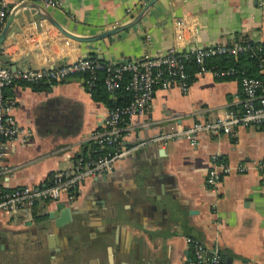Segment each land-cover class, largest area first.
<instances>
[{
	"label": "crops",
	"instance_id": "obj_1",
	"mask_svg": "<svg viewBox=\"0 0 264 264\" xmlns=\"http://www.w3.org/2000/svg\"><path fill=\"white\" fill-rule=\"evenodd\" d=\"M7 1L19 7L0 55L14 68L85 56L117 62L189 43L264 41V0H155L138 21L93 40L67 36L33 6ZM32 1L68 31L89 36L132 21L149 0ZM181 19L190 25L177 43ZM5 95L16 122L31 135L4 144V187L44 185L53 172L95 155L88 134L101 127L108 102L87 91L81 74L17 80ZM241 99L237 77L211 73L195 75L187 91L177 83L157 87L150 105L129 119L123 138L128 154L112 171L89 177L74 201L39 200L30 217L25 209L0 210V264H181L192 256L191 236L218 253L221 264H264V171L258 166L264 160V123L198 133L195 143L178 132L195 120L240 110ZM170 131L175 137L154 140ZM213 155L231 167L215 188L207 182ZM53 210L58 214L50 216ZM64 210L68 218L61 220Z\"/></svg>",
	"mask_w": 264,
	"mask_h": 264
},
{
	"label": "built area",
	"instance_id": "obj_2",
	"mask_svg": "<svg viewBox=\"0 0 264 264\" xmlns=\"http://www.w3.org/2000/svg\"><path fill=\"white\" fill-rule=\"evenodd\" d=\"M22 1L24 0H20ZM43 2L49 5L56 3V0H43ZM15 6H10L7 0H0V30ZM189 25L190 23L184 19L176 23L177 43L184 36L183 30ZM190 44L186 48L174 46L165 53L144 58L115 62L85 56L62 63L55 61L35 68L13 69L0 55V171L4 167L3 158L7 154L4 144L18 138L25 142L31 135L29 129L16 122L11 113L13 102L5 95V88L15 81H60L69 74L87 72L89 76L85 80V85L90 93V88L97 78V70L104 69V85L108 91L112 92L119 85L123 73L128 71L130 78L127 87L133 92L127 104L108 107L101 127L91 130L88 134V140L97 144L99 150L104 148L112 150L98 152L87 159L77 158L71 168L53 172L49 182L44 185H23L5 189L0 184V210L12 212L25 209L30 217L33 206L39 200H56L64 196L69 201H74L81 186L89 177L112 171L116 162L128 154L130 148L123 144V138L129 129V119L150 105L157 87L167 89L173 83H177L183 91H187L191 82L187 80L185 59L189 55L194 57L196 75L211 73L218 77H229L237 73L233 66L208 64V58L215 55L236 54L253 48L251 39H233L207 46ZM259 69L262 76L243 74L237 77L242 92L240 110L229 108L215 120H195L178 132L195 143V135L198 133H228L239 125L264 123V58L260 60ZM176 134L177 132L170 131L154 140L166 141L175 137ZM144 143L142 141L137 145ZM212 161L213 165L207 173V182L215 188L222 176L231 171V167L216 155L212 156ZM258 166L264 171V160L259 162ZM239 169L245 170V164L240 163ZM189 243L192 256L181 264H221L218 253L207 251L197 237H189Z\"/></svg>",
	"mask_w": 264,
	"mask_h": 264
},
{
	"label": "trees",
	"instance_id": "obj_3",
	"mask_svg": "<svg viewBox=\"0 0 264 264\" xmlns=\"http://www.w3.org/2000/svg\"><path fill=\"white\" fill-rule=\"evenodd\" d=\"M251 44L253 47L252 49H246L240 53L231 54V55H227V54L215 55L208 58L207 63L217 64L219 66H233L237 70V73L229 77H239L243 74L262 76V73L260 72L259 69V63L260 60L264 58V41L251 40ZM102 60L106 61L104 59ZM185 70L187 73V80L192 82L196 75L195 74L196 64L194 62L193 55H189L185 59ZM72 74H81L84 78V82L89 76V73L87 72L72 73ZM104 75H105L104 69L97 70V78L95 80L94 85L90 88V94L95 98H99L108 102V107H112L114 105L122 106L127 104L131 100L133 94L132 90L127 87L128 80L130 78V73L128 71L123 73L122 78L119 80L118 83L119 85L112 92L108 91L104 85ZM93 146L96 150L95 154L101 151L112 150L111 148L108 149L104 148L99 150L98 145L95 143H93ZM4 188L7 189L8 187H4Z\"/></svg>",
	"mask_w": 264,
	"mask_h": 264
},
{
	"label": "water",
	"instance_id": "obj_4",
	"mask_svg": "<svg viewBox=\"0 0 264 264\" xmlns=\"http://www.w3.org/2000/svg\"><path fill=\"white\" fill-rule=\"evenodd\" d=\"M155 1V0H149L146 5L142 8V10L139 12V14L130 22H127L125 24H121V25H117V26H114L112 28H109L103 32H100V33H97V34H94V35H89V36H81V35H77V34H74L70 31H68L67 29H65L53 16L52 14L41 4L35 2V1H32V0H24L21 2L20 6H23V5H30V6H33V8H35V10L38 11V14H40L42 17H45L46 19H48L51 23H53L61 32H63L64 34H66L67 36H70L72 38H75L77 40H93V39H99V38H103V37H106L110 34H113L131 24H133L134 22L138 21L139 18L142 16L143 12L146 10V8L152 4V2ZM19 6H15L11 13L9 14V16L7 17V20L6 22L4 23L2 29L0 30V43L4 40V38L6 37L7 35V32L9 30V26L11 24V21L12 19L14 18V16H16V12H17V9H18ZM13 69L14 67L11 66ZM59 207H64V204L63 203H60L58 205ZM58 214V210H53V211H50L49 212V215L50 216H55ZM68 218V213H67V210H64L61 214V220H64V219H67Z\"/></svg>",
	"mask_w": 264,
	"mask_h": 264
}]
</instances>
